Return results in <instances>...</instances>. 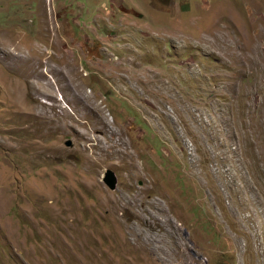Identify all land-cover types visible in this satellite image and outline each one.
I'll list each match as a JSON object with an SVG mask.
<instances>
[{
	"label": "rangeland",
	"instance_id": "1",
	"mask_svg": "<svg viewBox=\"0 0 264 264\" xmlns=\"http://www.w3.org/2000/svg\"><path fill=\"white\" fill-rule=\"evenodd\" d=\"M0 264H264V0H0Z\"/></svg>",
	"mask_w": 264,
	"mask_h": 264
},
{
	"label": "water",
	"instance_id": "2",
	"mask_svg": "<svg viewBox=\"0 0 264 264\" xmlns=\"http://www.w3.org/2000/svg\"><path fill=\"white\" fill-rule=\"evenodd\" d=\"M68 146H71L72 143L71 141L68 142L67 144ZM103 182L106 184V186L110 189V190H115L116 187H117V177L115 175V173L111 170H108L106 173H105V176H104V179H103Z\"/></svg>",
	"mask_w": 264,
	"mask_h": 264
},
{
	"label": "bare ground",
	"instance_id": "3",
	"mask_svg": "<svg viewBox=\"0 0 264 264\" xmlns=\"http://www.w3.org/2000/svg\"><path fill=\"white\" fill-rule=\"evenodd\" d=\"M98 110V109H97Z\"/></svg>",
	"mask_w": 264,
	"mask_h": 264
}]
</instances>
